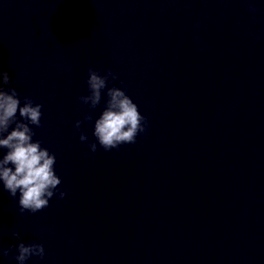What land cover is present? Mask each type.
<instances>
[{"label": "water", "instance_id": "95a60500", "mask_svg": "<svg viewBox=\"0 0 264 264\" xmlns=\"http://www.w3.org/2000/svg\"><path fill=\"white\" fill-rule=\"evenodd\" d=\"M89 67L147 118L135 143L90 151ZM0 69L65 192L21 213L0 187V264L13 232L44 246L25 264H264V0H0Z\"/></svg>", "mask_w": 264, "mask_h": 264}, {"label": "clouds", "instance_id": "9594fccd", "mask_svg": "<svg viewBox=\"0 0 264 264\" xmlns=\"http://www.w3.org/2000/svg\"><path fill=\"white\" fill-rule=\"evenodd\" d=\"M250 10L252 6L249 5ZM117 74L106 69L103 74L91 67L87 70L86 85L88 92L80 95L78 100L89 109H95L105 96L99 114L93 119L91 112H85L84 121H92L94 141L88 142L90 151L95 152L97 145L105 151L116 149L121 144L135 143L138 133H144L147 118L138 110V105L126 94L124 87L107 86ZM10 76L0 69V187L15 198L18 210L35 213L47 207L54 193L59 198L65 192L57 186L61 183L54 164L56 156L39 139H33L35 131L32 126L41 125L40 103H35L29 96L18 95L17 89L9 86ZM123 84V81H121ZM80 119L74 123L79 132V140L88 137L81 130ZM18 243L12 257L17 264H25L30 257L43 258L45 249L41 243H25L19 233L13 232ZM12 245L0 249V257H7Z\"/></svg>", "mask_w": 264, "mask_h": 264}]
</instances>
